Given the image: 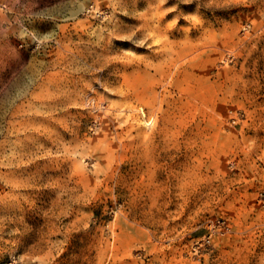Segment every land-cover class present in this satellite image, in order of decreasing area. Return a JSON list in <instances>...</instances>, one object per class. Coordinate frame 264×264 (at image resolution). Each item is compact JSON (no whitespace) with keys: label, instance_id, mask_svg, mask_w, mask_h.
Wrapping results in <instances>:
<instances>
[{"label":"rangeland","instance_id":"1","mask_svg":"<svg viewBox=\"0 0 264 264\" xmlns=\"http://www.w3.org/2000/svg\"><path fill=\"white\" fill-rule=\"evenodd\" d=\"M0 264H264V0H0Z\"/></svg>","mask_w":264,"mask_h":264}]
</instances>
